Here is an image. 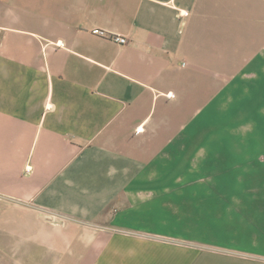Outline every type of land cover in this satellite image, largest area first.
Segmentation results:
<instances>
[{
  "label": "crops",
  "instance_id": "1",
  "mask_svg": "<svg viewBox=\"0 0 264 264\" xmlns=\"http://www.w3.org/2000/svg\"><path fill=\"white\" fill-rule=\"evenodd\" d=\"M0 264H264V0H0Z\"/></svg>",
  "mask_w": 264,
  "mask_h": 264
},
{
  "label": "built area",
  "instance_id": "2",
  "mask_svg": "<svg viewBox=\"0 0 264 264\" xmlns=\"http://www.w3.org/2000/svg\"><path fill=\"white\" fill-rule=\"evenodd\" d=\"M98 33H103V31H97ZM116 40H118L120 43H126L127 38L126 37H121V36H116Z\"/></svg>",
  "mask_w": 264,
  "mask_h": 264
},
{
  "label": "rangeland",
  "instance_id": "3",
  "mask_svg": "<svg viewBox=\"0 0 264 264\" xmlns=\"http://www.w3.org/2000/svg\"><path fill=\"white\" fill-rule=\"evenodd\" d=\"M212 124H214V123H212ZM211 166H214V164H210ZM211 168H213V167H211ZM197 173H196V176H201V175H204L206 172L204 171V170H197L196 171Z\"/></svg>",
  "mask_w": 264,
  "mask_h": 264
}]
</instances>
